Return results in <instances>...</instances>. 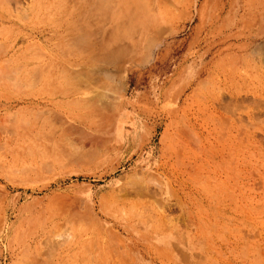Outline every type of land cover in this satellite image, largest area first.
Returning <instances> with one entry per match:
<instances>
[{
	"label": "rangeland",
	"instance_id": "obj_1",
	"mask_svg": "<svg viewBox=\"0 0 264 264\" xmlns=\"http://www.w3.org/2000/svg\"><path fill=\"white\" fill-rule=\"evenodd\" d=\"M0 264H264V0H0Z\"/></svg>",
	"mask_w": 264,
	"mask_h": 264
},
{
	"label": "bare ground",
	"instance_id": "obj_2",
	"mask_svg": "<svg viewBox=\"0 0 264 264\" xmlns=\"http://www.w3.org/2000/svg\"><path fill=\"white\" fill-rule=\"evenodd\" d=\"M250 45V44H249ZM251 45H253V44H251ZM245 46V45H244ZM248 46V45H247ZM119 89H121V88H119ZM128 89V88H127ZM118 90V89H117ZM124 91H125V88H124ZM120 92H122V91H120ZM126 92V91H125ZM232 97V96H231ZM50 99V98H49ZM56 99V98H55ZM125 99V98H124ZM233 99H234V97H233ZM238 99V98H237ZM48 102V101H47ZM37 104V103H36ZM120 106L123 108L124 106H126V101L125 100H121L120 101ZM61 109V108H60ZM109 120V119H108ZM107 120V121H108ZM84 123V122H83ZM108 125V124H107ZM214 126V125H213ZM217 126V125H216ZM215 126V127H216ZM218 127V126H217ZM73 128V127H72ZM75 129V128H74ZM94 129V128H93ZM96 129H97V127H96ZM95 131V130H94ZM218 131V130H217ZM220 134V133H219ZM136 185V184H135ZM138 185V184H137Z\"/></svg>",
	"mask_w": 264,
	"mask_h": 264
}]
</instances>
